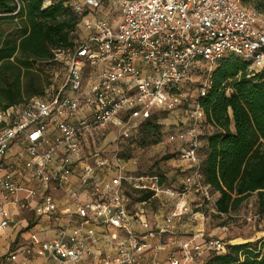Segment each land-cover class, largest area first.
<instances>
[{
  "label": "built area",
  "instance_id": "2783aa9c",
  "mask_svg": "<svg viewBox=\"0 0 264 264\" xmlns=\"http://www.w3.org/2000/svg\"><path fill=\"white\" fill-rule=\"evenodd\" d=\"M84 35L53 50L61 81L29 100L0 108V230L15 215L39 231L0 254V264H206L228 241L182 231L196 219L188 195L214 199L203 182L198 103L226 55L264 66V17L241 0H80L69 3ZM195 74L201 81L180 124L167 130L182 142L177 160L187 175L179 189L158 174L124 172L117 146L131 139L151 109L169 112ZM113 128V129H112ZM114 130V149L97 146ZM128 189L167 195L169 210L150 221ZM62 191L58 198L54 191ZM214 211V209H212ZM14 215V216H15ZM43 223V224H42ZM45 233V232H44Z\"/></svg>",
  "mask_w": 264,
  "mask_h": 264
},
{
  "label": "trees",
  "instance_id": "16d2710c",
  "mask_svg": "<svg viewBox=\"0 0 264 264\" xmlns=\"http://www.w3.org/2000/svg\"><path fill=\"white\" fill-rule=\"evenodd\" d=\"M241 2L264 12V0ZM0 13L10 16L9 20L19 19L10 28L15 36L0 31V108H6L22 103L24 93H38L33 81L28 83L34 90L21 91L20 80L27 77L28 62L51 63L54 49L73 45L79 15L62 0H0ZM210 81L205 94L197 99L203 124L210 128L198 155L203 182L217 194L214 212L227 215L255 195L258 212L264 216V66L248 71L247 61L226 55L215 64ZM140 138L138 130L130 141ZM126 192L132 202L152 196L149 190ZM132 193L139 195L132 198ZM205 263L264 264V236L243 243L229 240L223 252L210 253Z\"/></svg>",
  "mask_w": 264,
  "mask_h": 264
},
{
  "label": "rangeland",
  "instance_id": "374dc122",
  "mask_svg": "<svg viewBox=\"0 0 264 264\" xmlns=\"http://www.w3.org/2000/svg\"><path fill=\"white\" fill-rule=\"evenodd\" d=\"M54 1V0H46ZM64 3L71 4L80 0H62ZM250 7V6H249ZM264 17V12H260ZM10 16H6L4 13H0V31L5 36H15L14 30H10L13 26V22L19 20H9ZM84 29L81 24L77 25L74 38L79 39L84 35ZM29 70L27 77H21V91H31L36 87L28 83L33 81L38 84L39 91L37 94L27 96L26 93L22 95L21 101L25 102L32 97L39 96L47 90H55L59 87L61 76H55L56 68L51 63L42 61H29ZM202 77L201 74H195L189 81L184 83L182 87V101L179 106L173 111L163 112L158 109H151L149 115L141 122L144 123L138 125L136 132L141 130V138L139 141H130L128 138L117 146V155L119 157L120 164L123 166L124 172L132 173L135 175L140 174H158L162 177L163 187L179 189L182 186V181L176 180L175 183L168 180L173 175L180 174L181 180L187 175L185 165L180 164L177 160L176 154L182 142L169 141L166 133L168 129L175 127L176 124H180V121H184L183 111L187 101L191 100L196 94V88L199 85ZM12 80V79H10ZM113 129V128H112ZM108 132L104 139L97 143V146H101V156L108 157L112 154L114 145L113 137L116 132L113 130ZM210 128L206 125H200L198 129V136L200 137V143H203V137L207 134ZM135 132V133H136ZM134 133V134H135ZM166 176H165V175ZM166 177V178H165ZM166 179V180H165ZM168 180V181H167ZM174 180V179H173ZM172 184V185H170ZM139 194L132 193V198H137ZM190 197V200H189ZM214 199V193L212 195ZM192 201V202H191ZM171 199L167 195H161L159 197L148 199L139 207L143 208L144 215L150 221H156L169 210L171 205ZM188 202L193 210H197L199 213L193 222H189L185 218H181L177 222V226L182 231H190L191 227L193 231L202 233L200 237H215L225 241H237L240 243L248 240H254L258 237L264 236V216L258 212L257 198L255 195L248 197L238 208V210L230 212L227 215L217 216L212 210L211 202L206 203L203 200L199 192L193 191L188 195ZM195 228L197 230H195ZM41 236V234H38Z\"/></svg>",
  "mask_w": 264,
  "mask_h": 264
},
{
  "label": "crops",
  "instance_id": "0c3cea01",
  "mask_svg": "<svg viewBox=\"0 0 264 264\" xmlns=\"http://www.w3.org/2000/svg\"><path fill=\"white\" fill-rule=\"evenodd\" d=\"M180 176H181L180 174H178V176L177 175H173L168 180L169 181L171 180L172 184L176 182L175 178H176V180H179L181 182L182 180H181ZM172 184H170V185H172ZM53 194L56 197H58V198L62 197V191H60V190L54 191ZM216 197H217V194L214 193V198H216ZM189 200H190V197H189ZM11 212L14 213L12 215L13 216L12 220L9 222V224L5 228L0 230V254L6 253L10 249H12L14 246L26 243L27 238L33 232L36 233L37 236H38V234H41V236H43L44 234L46 236L47 235H49V236L52 235L53 231L51 229H49V230L47 229L46 231H44L45 233L44 232H40L39 229H38L39 226H33V225H28L27 226V222L24 219L19 218L20 216H16L15 215V209H11ZM195 230H197V229L195 228ZM61 264H71V263H65L64 262V263H61ZM75 264H83V261L77 262Z\"/></svg>",
  "mask_w": 264,
  "mask_h": 264
}]
</instances>
